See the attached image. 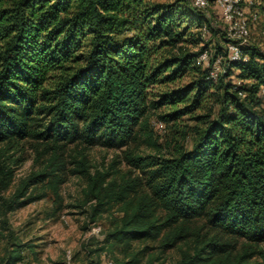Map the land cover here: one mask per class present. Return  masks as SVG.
<instances>
[{
  "label": "trees",
  "instance_id": "trees-1",
  "mask_svg": "<svg viewBox=\"0 0 264 264\" xmlns=\"http://www.w3.org/2000/svg\"><path fill=\"white\" fill-rule=\"evenodd\" d=\"M205 27L212 25L190 0H0V141L30 136L51 152L10 195L1 190L13 168L0 169V233L9 240L0 264L35 250L9 228L7 212L45 194L27 193L30 184L46 182L60 195L65 144L120 147L143 130L157 145L148 114L163 105L157 115L182 137V115L199 121L195 138L186 147L175 135L169 154L125 149L144 179L117 168L92 171L85 152L76 159L87 177L81 204L90 221L121 212L105 235L128 256L117 264H137L147 245L132 249L133 242L150 238L164 248L188 242L172 264H264L257 245L264 240V50L243 42L247 57L230 59L233 39L222 32L225 43L213 44L210 60L222 55L225 69L213 77L197 61L209 49L195 48ZM155 84L166 86L152 92ZM208 99L219 105L215 115ZM200 217L220 233H201ZM233 237L245 240L238 246Z\"/></svg>",
  "mask_w": 264,
  "mask_h": 264
},
{
  "label": "rangeland",
  "instance_id": "rangeland-1",
  "mask_svg": "<svg viewBox=\"0 0 264 264\" xmlns=\"http://www.w3.org/2000/svg\"><path fill=\"white\" fill-rule=\"evenodd\" d=\"M260 1L242 0L243 12L239 13L237 18L242 16L248 22L249 33L244 43L258 44L264 50V11L260 7ZM190 2L192 3V0ZM199 8L204 11L212 27L206 29V32L202 34L203 41L197 43L195 48L202 44L208 45V52L211 55L214 43H225L222 32L226 31L227 23L218 5L211 3ZM191 46L194 47V44ZM192 76L193 74L185 75L180 81L184 82ZM165 86V84H155L152 92ZM209 104L214 105L213 115H215L219 107L218 103L208 99L205 105ZM165 107L163 105L151 108L148 114L149 126L153 128L157 145L147 141L143 130H140L137 138L125 146L108 147L101 144L87 146L83 142H69L63 146V152L59 156L61 157L60 169L65 180L60 183V195L57 196L46 182H39L36 186L30 184L27 193L37 194L45 191V194L7 212L8 226L19 236V240L35 243V250L24 248V260L18 264H117V257L120 259L128 257L121 246H111L105 241L113 215L121 214L117 208L103 212L96 221H90L88 210H86L88 204H81L87 177L75 170L76 159L85 152L92 171L95 168L110 170L117 168L118 174L124 173L127 176H139L144 179L145 171L125 158V149H132L143 154L159 152L169 154L175 135L181 138L186 147H190L195 138L194 124L199 121L188 114L182 115L177 121L180 122V126H188L186 136L182 137L176 131L177 125H173V121L161 123L162 120L157 112ZM207 109L208 106H203L194 113ZM44 143L30 136L0 141V169L3 166L13 168V179L6 189L1 190L2 194L10 195L32 170L46 164L51 152L43 151ZM194 224L200 226L201 233H220L217 228L206 222L204 217L197 218ZM2 230L0 222V231ZM233 238L237 240L238 246L245 240L243 237ZM159 242V239L151 238L134 240L132 249L147 245V249L141 253L137 264L150 262L152 264H172L181 255L180 247L188 246L187 241H180L175 246L164 248ZM257 245L264 247V240L258 242ZM8 246V236L0 233V258Z\"/></svg>",
  "mask_w": 264,
  "mask_h": 264
},
{
  "label": "built area",
  "instance_id": "built-area-1",
  "mask_svg": "<svg viewBox=\"0 0 264 264\" xmlns=\"http://www.w3.org/2000/svg\"><path fill=\"white\" fill-rule=\"evenodd\" d=\"M192 3L198 7H206L211 3L218 5L221 9L222 17L226 21V30L228 35L233 39L228 43V57L239 58L241 56L247 57V54L243 55L241 50V44L246 39V35L249 33L248 22L246 18H237L239 13L242 14V0H192ZM206 29V27H205ZM224 57L222 55L216 56L213 60H210L208 50H204L198 57V62H205L210 65V74L216 77L220 71L224 68ZM161 123H164L161 121Z\"/></svg>",
  "mask_w": 264,
  "mask_h": 264
}]
</instances>
